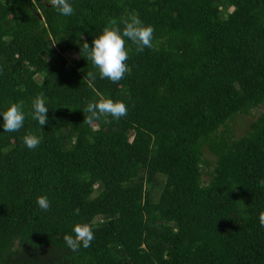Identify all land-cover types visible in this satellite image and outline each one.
<instances>
[{
	"label": "trees",
	"instance_id": "trees-1",
	"mask_svg": "<svg viewBox=\"0 0 264 264\" xmlns=\"http://www.w3.org/2000/svg\"><path fill=\"white\" fill-rule=\"evenodd\" d=\"M71 2L63 17L52 0H0V111L26 113L0 129V264H264V0ZM130 13L152 47L129 41V72L100 79L85 43ZM103 98L127 115L84 122ZM261 108L238 135L236 118ZM77 224L94 239L74 252Z\"/></svg>",
	"mask_w": 264,
	"mask_h": 264
},
{
	"label": "clouds",
	"instance_id": "clouds-1",
	"mask_svg": "<svg viewBox=\"0 0 264 264\" xmlns=\"http://www.w3.org/2000/svg\"><path fill=\"white\" fill-rule=\"evenodd\" d=\"M52 4L58 15L71 17L75 14V9L71 0H52ZM154 29L150 25H144L139 17L130 13L127 20L123 21V28L115 20L109 22V26L102 30L93 41L90 47L85 43L87 58L93 66L98 69L100 79H108L112 83H117L129 72V51L126 47L130 41L136 45L138 52H143L145 48L152 47ZM89 81H94L97 77L93 72L87 73ZM128 107L123 101H114L111 98L99 99L95 102H88L84 112L88 113L85 121L88 124L99 120L102 116H111L119 120L127 115ZM49 107L43 94L36 96L32 101L31 118L41 127L48 123L47 113ZM0 129L2 132L15 133L25 126L26 113L22 103H11L10 106L0 111ZM22 142L29 150H35L41 144V138L31 133L22 137ZM264 184V181H261ZM36 204L43 211H48L51 202L46 195L38 196ZM77 210V214H78ZM261 224L264 225V214H261ZM73 233L64 237L65 244L72 251H78L80 247L88 248L94 239L93 231L88 225L77 224L73 227ZM80 241V242H78Z\"/></svg>",
	"mask_w": 264,
	"mask_h": 264
},
{
	"label": "rangeland",
	"instance_id": "rangeland-1",
	"mask_svg": "<svg viewBox=\"0 0 264 264\" xmlns=\"http://www.w3.org/2000/svg\"><path fill=\"white\" fill-rule=\"evenodd\" d=\"M263 110V108H261L259 111H255V112H252L251 114L249 115H240L236 118V121H235V127H236V133L238 135H243V132L244 130L247 129L248 127V124L253 120V117L254 116H257L261 111ZM205 158L213 161V156L210 155V154H207L205 153ZM205 181L208 180V177H204Z\"/></svg>",
	"mask_w": 264,
	"mask_h": 264
}]
</instances>
